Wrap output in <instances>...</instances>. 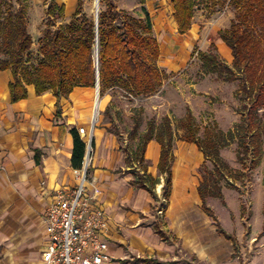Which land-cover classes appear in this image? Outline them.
Segmentation results:
<instances>
[{
	"label": "crops",
	"instance_id": "1",
	"mask_svg": "<svg viewBox=\"0 0 264 264\" xmlns=\"http://www.w3.org/2000/svg\"><path fill=\"white\" fill-rule=\"evenodd\" d=\"M29 1L36 8L42 5L46 9L52 2ZM118 2L119 9L141 6L144 16L139 17L149 14L152 24L166 14L163 9H156L155 4L169 3L172 18L167 25L164 23L166 26L159 35L167 34L168 30L180 36L192 33L193 24L185 33L179 32L174 0ZM55 3L66 7L67 12H72L75 4L78 6V0H55ZM153 33L156 36L154 24ZM40 38L37 27L34 43ZM158 41L161 62L175 49V43ZM219 41L226 44L221 36ZM225 47L228 52L230 47L227 44ZM166 66L172 67L171 59ZM13 79L11 69L0 71V264H43L42 251L49 239L43 213L56 189L72 187L77 182L72 165V130L76 129L85 140L79 129L91 130L98 93L96 86H76L68 96L57 97L51 91L37 94L35 85L30 84L27 96L13 101L10 90ZM107 126L102 114L93 131L94 186L90 187L96 204L104 209L109 220L103 238L107 240L111 259L103 264H264V188L259 189L258 198L256 188L246 194L229 188L222 197H206L215 220L204 209L199 190L203 180L200 169L207 157L197 143L177 139L172 188L165 213L160 215L158 192L163 191L165 183L159 170L161 143L150 140L143 163H128L118 135ZM128 140L127 137L125 142ZM144 169L158 179L156 194L133 182L136 173H143ZM245 195L252 203L247 211V218L251 213L249 220L243 217L241 209ZM215 203L228 214V226L220 221L213 207Z\"/></svg>",
	"mask_w": 264,
	"mask_h": 264
},
{
	"label": "trees",
	"instance_id": "2",
	"mask_svg": "<svg viewBox=\"0 0 264 264\" xmlns=\"http://www.w3.org/2000/svg\"><path fill=\"white\" fill-rule=\"evenodd\" d=\"M205 1L208 4H228L237 10L230 26L220 31L222 40L231 49L233 65L225 63L221 69L208 55H205L204 60L209 72H218L227 81L236 80L238 73L243 75L240 90L250 98V107L247 113H242L241 120L232 129L225 131L214 121L204 126L203 135L199 134L201 126L189 106L186 115L178 121L177 130L168 116L159 125L149 121L147 129L139 136L136 150L125 149L126 160L128 163H143L148 142L158 140L162 145L159 170L165 176L162 194L168 201L172 188L174 144L177 139L197 143L207 159L214 162L218 173H221V166L232 172L222 160L220 151L236 138L245 153L250 151V145L259 149V137L255 128L261 122L258 111L264 107V0ZM17 2V8L12 1L3 0L0 5V71L11 69L13 72L14 79L10 82L12 100L25 98L28 94L27 85L30 84L35 85L37 94L51 91L57 97L68 96L76 86L95 87L96 20L91 21L83 13L80 23L69 22L52 29L56 26V3L52 0L46 10L48 28L41 38L40 59L30 65L29 55L34 40L28 28L25 1ZM197 2L198 0H174L179 32L185 33L191 28ZM60 8L63 9L64 6ZM83 9V0H78L76 14L82 13ZM115 10L116 5L109 2L107 9L99 13L100 92L103 95L109 88L118 87L135 97L154 94L162 86L166 71L159 65L161 49L153 33L151 17L147 14L142 18L123 9ZM72 134V165L78 168L85 156L86 143L76 129L72 130ZM238 157L240 162H245L240 153ZM252 165L255 167L256 162H252ZM231 181L228 178V186L233 187L234 183ZM133 182L156 194L158 179L147 173L146 169L143 173H136ZM222 189L221 178L214 171L205 169L199 190L204 200V209L215 220L216 215L205 199L208 196L222 197ZM219 229L223 231L220 226Z\"/></svg>",
	"mask_w": 264,
	"mask_h": 264
},
{
	"label": "rangeland",
	"instance_id": "3",
	"mask_svg": "<svg viewBox=\"0 0 264 264\" xmlns=\"http://www.w3.org/2000/svg\"><path fill=\"white\" fill-rule=\"evenodd\" d=\"M6 1H12L15 8L18 7L17 0ZM24 1L27 9L29 31L33 37L35 28L38 27L42 38L48 28L47 9L42 5L36 8L35 4L29 0ZM94 1L83 0L84 9L80 14H76L78 9L76 4L72 12H67L66 7L61 9V4H56L54 6L56 26H53L52 29L60 24L69 22L80 23L83 13L87 14L91 21H95ZM109 2L116 5L115 11L121 10L117 8L119 6L118 0H100L99 13L101 10L107 9ZM155 7L156 9H163V14L166 13L162 15L160 21L156 20L153 22L157 38L170 40L175 43V49L172 53H169L166 59L164 58L163 61L159 62L161 68L166 71L162 86L156 93L149 96L135 97L118 87L109 88L103 95L100 92L101 106L97 115L96 125H98L99 119L104 114L108 123L107 128L118 135L122 151H125V149L136 150L139 136L147 129L149 121H154L156 125H159L168 116L174 129L177 130L178 121L186 115L188 106L192 109L197 123L201 126L200 135H203L204 126L214 121H217L219 127L225 131L232 129L241 120L242 113H247L250 107V98L245 96L243 90H240L243 75L238 73L236 80L227 81L219 76L218 72H209L208 65H206L207 63L204 60L205 55H208L221 69L224 68L223 65L225 63L230 66L233 65L231 49L229 48L230 53L224 49L225 45L219 41V36L220 31L228 28L232 20L235 19L237 10L228 4H208L205 0H198L194 11L192 33H187H191L189 36H180L170 30L167 31V34L162 33L159 35V31H163L164 23L166 22L167 25L171 21L172 9L169 3L166 5L156 3ZM125 11L138 17L144 16L141 6ZM41 38L36 39L35 43L33 42L29 55L30 65L37 63L40 59ZM170 59L172 67L166 66L167 63H170ZM258 115L261 117V122L255 128V132L258 133L259 137V149L254 145H250V151L245 153L244 148L240 147L239 140L236 138L230 145L223 147L220 151L222 160L229 165L232 172L221 166V173H218L214 162L209 159H207L205 165L201 166V174L206 169L209 172L214 171L221 178L223 191H227L230 188L235 193L246 194L247 191L256 188L255 195L257 197L258 193H261L259 189L264 188V107L259 109ZM132 135H135V138H132ZM127 137L129 140L126 143L125 139ZM92 146L94 161V139ZM239 153L245 158L244 163L240 162ZM252 162H256L255 167H253ZM92 170L93 163L89 171L91 179ZM228 178L232 179L233 187L228 186ZM160 182L163 183L164 179H161ZM158 193L161 201L163 191L161 190ZM227 195L229 194L227 193ZM229 199L232 205V199ZM243 199L246 201L242 204V214L244 218L249 220L251 213L249 214L250 217L247 218V211L252 203L247 195ZM213 207L220 221L225 226H228L229 218L223 206L215 203Z\"/></svg>",
	"mask_w": 264,
	"mask_h": 264
},
{
	"label": "built area",
	"instance_id": "4",
	"mask_svg": "<svg viewBox=\"0 0 264 264\" xmlns=\"http://www.w3.org/2000/svg\"><path fill=\"white\" fill-rule=\"evenodd\" d=\"M99 113V112H98ZM97 116L93 113L91 130L80 127L85 135L86 151L82 165L74 168L77 182L52 193L43 213L48 242L42 251L43 264H103L111 257L103 234L109 229V220L102 207L96 204L94 186L89 171L93 163V131ZM97 189V188H96ZM158 213L163 215L168 199L162 194Z\"/></svg>",
	"mask_w": 264,
	"mask_h": 264
},
{
	"label": "water",
	"instance_id": "5",
	"mask_svg": "<svg viewBox=\"0 0 264 264\" xmlns=\"http://www.w3.org/2000/svg\"><path fill=\"white\" fill-rule=\"evenodd\" d=\"M96 31H97V44L96 47L98 46V26H99V11L96 14ZM98 49H97V53H96V48H95V60H96V70H97V82H96V88H97V93L98 96H100V76H99V56H98Z\"/></svg>",
	"mask_w": 264,
	"mask_h": 264
},
{
	"label": "bare ground",
	"instance_id": "6",
	"mask_svg": "<svg viewBox=\"0 0 264 264\" xmlns=\"http://www.w3.org/2000/svg\"><path fill=\"white\" fill-rule=\"evenodd\" d=\"M94 5H95V11H96V14L97 12L99 11V8H100V0H95L94 1ZM226 45V44H225ZM97 49L99 51V42H98V46L96 47V53H97ZM221 49V48H220ZM225 49V47H224ZM227 51V50H226ZM225 51V53H226ZM229 52V51H228ZM224 53V52H223ZM96 101H95V106H94V113L95 115L97 116L98 115V112L100 110V106H101V98L100 96L96 95Z\"/></svg>",
	"mask_w": 264,
	"mask_h": 264
}]
</instances>
